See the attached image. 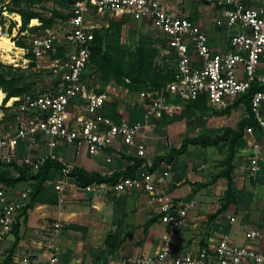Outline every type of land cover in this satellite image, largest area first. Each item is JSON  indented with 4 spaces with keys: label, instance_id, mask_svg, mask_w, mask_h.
<instances>
[{
    "label": "built area",
    "instance_id": "obj_1",
    "mask_svg": "<svg viewBox=\"0 0 264 264\" xmlns=\"http://www.w3.org/2000/svg\"><path fill=\"white\" fill-rule=\"evenodd\" d=\"M1 1L7 4L10 0ZM186 1L70 0L69 17L62 34L54 28H45L31 36L21 33L28 37L22 48L23 56L31 54L35 61L48 58L49 71L58 77L59 83L53 92L16 98L14 130L0 134V160L25 167L30 174L36 173L49 160L62 164L64 179L54 186L59 196L71 186L68 180L71 167L59 155L60 148H71L75 155L84 152L95 156L119 142L134 149L135 156L143 160L135 174L115 181H93L83 187L75 184L74 187L90 194L142 192L155 205L165 230L156 252L126 257L117 264H264V236L257 229L248 230L244 239L246 243H258L259 247L237 245L225 234L209 249L192 252L175 248V237L187 226L196 202L169 195L170 166L162 171L150 170L146 143L139 138L149 120L180 112L186 102L200 96L206 98L209 107L220 110L245 94L251 83L264 86V70L259 69L264 58V0H250L249 4L241 0H199L218 9L214 26L226 31L224 51L212 50L206 32L184 15ZM90 19L96 22L90 23ZM103 19L143 23L161 37L163 52L170 53L174 59L173 80L146 94L149 101L143 103L144 124L126 120L115 123L103 116L101 110L109 97L105 92L97 93L88 83L93 30L103 26ZM17 24L20 26V22ZM59 49L63 50V55L52 58ZM89 72L91 75L92 70ZM249 106L257 128L247 127L243 136L251 138L247 167L253 177L264 153V89L252 94ZM255 131L260 132V142L254 138ZM21 143L30 147L40 144L46 151L36 157L20 156L17 150ZM28 201L29 188L21 192L17 200L8 199L0 189V242L10 233L15 216L23 211ZM228 218L234 221L233 217ZM55 227L58 228V224ZM2 254L0 250V257ZM19 263L42 264L33 256H24ZM47 263L73 264L60 261L55 255Z\"/></svg>",
    "mask_w": 264,
    "mask_h": 264
},
{
    "label": "crops",
    "instance_id": "obj_2",
    "mask_svg": "<svg viewBox=\"0 0 264 264\" xmlns=\"http://www.w3.org/2000/svg\"><path fill=\"white\" fill-rule=\"evenodd\" d=\"M241 1L244 4L250 3V0ZM188 2L190 0H187L184 4L186 6L183 7L184 15L206 32L212 50L224 51L226 49V31L215 28L214 25L210 26L206 17L207 14L212 13L216 20L218 18V9L207 6L208 8H204V11L207 12L202 14V9L200 8L191 10L190 6L187 5ZM109 85H112V83ZM117 113L121 115L122 120H126L127 116L124 113L121 111ZM128 118L129 120L126 121H139L144 124V109L139 114L130 115L128 113ZM154 121L158 123L157 120ZM152 125L153 123L150 125L146 124L143 130L147 131ZM139 138L146 143L149 153L155 150L153 145L155 143H150L153 137L150 139L149 134L140 133ZM254 138L260 142V132L255 131ZM244 140L249 146L251 138L246 137ZM20 148L26 150V153L20 154ZM45 151V147L40 144L30 147L26 143H21L17 150L18 155L28 154L31 157H36ZM58 152L68 166L80 167L88 172H97L100 175H110L123 171L126 166L132 163L129 158L135 156L134 149L121 145L119 142H115L112 148L104 150L95 156L87 155L84 152L75 155L71 148H60ZM149 156L151 157L152 155L149 154ZM147 161L150 164L148 168L152 170L155 166L154 162L148 158ZM161 164L164 165L165 163L161 161ZM159 169L162 171L165 168L163 166L161 168L160 165ZM189 175L190 172L188 171L185 173L174 171L172 173L173 179L167 181L169 195L170 192H173L171 194L172 198L183 200L188 197L196 202L195 208L190 213L187 226L175 237V248L180 251L192 252L200 249H209L215 246L218 239L225 234L237 245L249 244L251 247H259L258 243H246L244 238L241 242H238L240 233H235L234 236H231L230 227L237 222V216L234 217L231 214H227L224 218L225 223H223L220 220L225 215L223 213L211 223H207V219H205V227L201 226V222H198L195 214L201 216L204 207L202 208V204L199 205L196 201L197 193L191 190V186L188 183H186L187 185L184 183L185 177L190 182L195 181ZM63 179L60 175L55 174L52 175L51 180L44 183V189L47 194L57 196V203H36L26 211V217H24L23 212L15 216L12 229L14 226L18 227L19 242L13 252L10 264H20L19 260L24 256L37 257L44 264L54 255L60 261L73 264H117L123 258L149 255L159 249L165 227L156 214L155 205L148 201L144 193L136 191L124 193L103 192L101 194L84 193L74 187L73 179L69 178L71 186L65 188L58 196L54 186ZM197 181L201 182L202 180L197 179ZM233 182V187L243 190V192L247 189L245 184L251 182L253 187H248V189L251 194L255 193L257 195L256 200H254L256 207L264 205V153L259 161V169L253 177L250 176L247 167L245 169V167L241 166L234 170ZM23 183L25 184L24 188L18 190L16 186L6 187L4 191L6 197L11 200H17L20 193L29 188L28 182ZM181 186L189 187L185 195H178L175 191ZM59 197L61 200H59ZM234 208L241 211L240 205L234 206ZM209 214H205L202 218H207ZM228 217H233L234 221L230 222ZM253 217H256V215L250 217V222L255 220ZM154 218L155 221L145 228L144 225ZM56 224H58V228L55 227ZM240 226L245 230V233L250 229L259 230L250 223H240ZM112 234L116 236L114 245L118 246L115 250H112L111 242L109 244L105 243L106 237ZM13 241L14 233L10 231L0 242V250L3 253V257L8 254Z\"/></svg>",
    "mask_w": 264,
    "mask_h": 264
},
{
    "label": "trees",
    "instance_id": "obj_3",
    "mask_svg": "<svg viewBox=\"0 0 264 264\" xmlns=\"http://www.w3.org/2000/svg\"><path fill=\"white\" fill-rule=\"evenodd\" d=\"M47 1L58 0H10L7 4L0 7V37L10 38L17 48H24L27 44L26 35L21 33L29 32L31 34H38L45 28H53L54 17L58 14L54 11L49 18H41L38 12L34 9L36 5H41ZM68 4L62 6L70 9V0H67ZM1 2V0H0ZM3 9V10H2ZM12 19L6 20L3 16V12ZM69 14H67V19ZM40 23L37 24V21ZM17 22H20L18 26ZM30 22V25H29ZM107 24L93 30L94 39L90 50L89 63L87 69L92 70L91 77L98 82V88L95 90L97 93L104 92L103 89L110 83H114L118 87H122L129 93L140 94L142 102L148 103L149 99L146 94L156 91L167 83L173 80L174 67L172 69L159 68L157 65V59L161 54V51L165 49L164 45L158 44L155 38L147 33H140L137 37V41L131 50H127L122 45V29L125 25V20L109 19ZM35 25V26H34ZM63 55V50L59 49L58 53L52 58L60 57ZM29 63L35 62L31 54L25 56ZM174 61V59H173ZM9 62L0 60V93L3 95L2 103L8 108H0L7 111L14 108V113L10 119L14 122V115L18 102L15 101L17 97H22L26 94H33L32 84L28 82L23 76L14 74L7 71ZM175 65V62H174ZM264 89V86H260L256 83H251L247 92L236 99H233L229 106L216 110L207 105L206 98L200 96L196 100L188 101L184 104L183 110L175 118L184 116L190 110L202 112L205 109L211 110L217 116H226L231 113V110L236 109L239 105L243 104L247 110V115L237 122L236 129L225 128L221 134L210 135L208 133H200L195 136L182 138L179 146L169 147L168 152L163 156H155L154 162L163 161L167 159L172 161L175 156L181 155L186 152L189 145L209 147L217 146L220 143L227 145V155L219 162L221 170L214 174L211 181L200 184L207 186L218 178L225 180V190L221 197L219 207L207 216L208 223L215 221V219L223 214L230 205L237 204V196L233 187V160L236 149L245 146V140L243 139L244 130L247 127L257 128V122L250 110V99L252 94L257 90ZM34 95V94H33ZM1 105V103H0ZM133 106H136L133 104ZM143 106V104H142ZM112 109L106 110V103L101 110V114L113 120L115 123H119L122 118L117 113L116 106H111ZM4 118L0 120V123L7 121L9 118L3 113ZM167 116H162L158 123H164ZM172 117V116H170ZM132 163L125 167L123 171L115 172L110 175H100L97 172H88L80 167H71L69 176L73 179L75 184L79 187H83L93 181H115L123 176H133L136 170L140 167L142 159L131 156L129 158ZM0 165L11 168L12 170L0 171V182L6 187L15 186L21 182L29 183V201L23 209V215L28 209L32 208L36 203L55 204L57 203V196L48 195L44 189V183L51 180L52 175L58 174L62 176L63 165L49 160L43 166H41L36 173L30 174L28 169L16 165L15 163L5 164L0 160ZM153 167V166H152ZM186 199H189L188 197ZM153 221L149 220L144 227L147 228ZM18 227L14 226L11 232L14 233V241L8 254L3 258L0 264H10L15 248L18 245ZM116 236L114 234L108 235L105 239V243L111 242L113 249L115 246ZM48 264V263H44Z\"/></svg>",
    "mask_w": 264,
    "mask_h": 264
},
{
    "label": "rangeland",
    "instance_id": "obj_4",
    "mask_svg": "<svg viewBox=\"0 0 264 264\" xmlns=\"http://www.w3.org/2000/svg\"><path fill=\"white\" fill-rule=\"evenodd\" d=\"M63 5H67V0H58L47 1L41 5H36L34 9L41 18H49L52 16L55 11L58 15L54 17L53 28L59 32L63 33L65 29V22L67 20L68 8H64ZM187 4V3H186ZM4 3L0 2V7L3 6ZM191 10L202 9V14L206 13L204 8H208V5L202 4L197 0H190L188 4ZM186 6V5H184ZM3 10V9H2ZM3 16L6 20V25L8 24V20L12 19L5 11L3 12ZM207 21H209L210 26H213L215 23L214 14H207ZM106 19L101 21V25L107 24ZM96 21L90 19V23H94ZM30 25V22H29ZM140 33H147L155 38L158 41V44L161 45V37L157 35L155 31L151 28L146 27L143 23L135 22V21H126L125 25L122 29V45L125 49L131 50L133 49L137 37ZM30 36L32 35L29 32ZM4 45L0 47V60L9 62L7 71L12 72L17 75L23 76L28 82L32 84L33 94H43L48 92H53L59 83V79L56 76L51 75L49 71V59L44 58L41 60H36L33 64L29 63L26 58V62H23L20 57H22V52L18 50V48L14 45V42L9 38H4ZM27 42V39H26ZM164 50V49H163ZM161 51L160 56L157 59V65L159 68H170L174 67V61L171 57L170 53ZM165 51V50H164ZM13 53L18 54L19 58H16ZM259 69L264 70V58L261 59L259 64ZM88 74V82L92 88L95 90L98 88V82L91 77L90 72L87 71ZM103 91L108 95L109 100L106 102V110L112 109L111 106H116V111H121L127 116L126 120H129L128 113L131 115L139 114L143 111V102L140 94L129 93L122 87L116 86L114 83L112 85L106 86ZM135 104L136 106H133ZM0 108H8L6 103L3 104L1 102ZM181 112V111H180ZM180 112L174 113L173 115L167 116L164 123H155L154 120H149L147 124L153 123L152 127L148 128L147 131L142 130L141 133L149 134L150 139L152 140L150 143L155 146V150L149 153L147 151V158L152 162L155 155L163 156L168 151L169 147H177L179 146L182 138L195 136L200 133H208L210 135L221 134L225 128L236 129L237 122L247 115V110L243 104L239 105L236 109L231 110V113L226 116H217L211 110L205 109L202 112H198L195 110H190L184 116L180 118H175V116L179 115ZM3 113L9 118L7 121L0 123V134L5 130L13 131L14 130V122L12 121L11 116L14 113V108L8 109L7 111L0 109V120L4 118ZM264 114V109H263ZM134 117V116H133ZM132 117V118H133ZM138 118V117H135ZM153 128V129H152ZM243 139H245L243 137ZM151 145V144H150ZM148 145V146H150ZM19 149V148H18ZM250 148L248 143L245 142V146H242L236 149L233 166L234 170L240 168L241 166L246 167L247 159L250 156ZM19 153H26V150L20 148ZM149 154L152 156L150 157ZM227 155V145L225 143H220L217 146H209V147H200V146H191L189 145L186 152L177 155L174 157L172 161H168L164 159V165L161 164V161L154 162L155 166L152 170L160 171V165L165 168V166H170V176L167 178V181H171L172 173L181 172L185 173L186 171L190 172V177L195 180L194 182H190L188 178L185 177L184 183H188L191 186V190H194L197 193L196 201L198 204H202V208L204 207V211L201 216L199 214H195L197 216L198 222H201V226L205 227L207 219L205 214L213 213L212 211L216 210L221 202V197L224 194L225 190V180L223 178H218L213 183L202 186L200 184L207 183L211 181L214 174L221 170L219 167V162L225 158ZM248 168V167H247ZM9 170L11 168L4 167L0 165V171ZM234 170H233V179H234ZM62 177V176H61ZM197 179H201L199 182ZM183 183V184H184ZM187 185V184H186ZM17 190L24 188L25 184L23 182L15 185ZM247 189L241 191L239 189L234 188V192L237 196V204L230 205L229 208L224 212V216L221 217V221L225 223L224 218L227 214H231L232 216L237 218V222L231 225V236H234L235 233H240V240L245 237V230L240 226V223H250L254 227L258 228L261 231V234L264 236V205H257L254 203L257 195L255 193H250L248 189L253 187L251 182H247L245 184ZM0 189L5 191L6 186L0 182ZM189 190L188 186H181L177 188L175 191L178 195H185ZM105 193V192H104ZM173 192H170V196ZM194 193V194H195ZM172 197V196H171ZM258 200V199H257ZM113 201V200H112ZM240 205L241 211H238L234 208V206ZM195 208V207H194ZM210 211V212H209ZM263 213V214H262ZM255 220L249 221L251 216ZM208 223V221H207ZM5 255V254H4ZM3 254L0 257V262L3 260Z\"/></svg>",
    "mask_w": 264,
    "mask_h": 264
},
{
    "label": "bare ground",
    "instance_id": "obj_5",
    "mask_svg": "<svg viewBox=\"0 0 264 264\" xmlns=\"http://www.w3.org/2000/svg\"><path fill=\"white\" fill-rule=\"evenodd\" d=\"M3 45H4V39L2 37H0V47H2ZM18 50L22 52V57H20V59L23 62H26V58H24V56H23V49L22 48H18ZM13 54H14V56L16 58H19L18 54H16V53H13ZM2 98H3V95L0 93V103L2 101Z\"/></svg>",
    "mask_w": 264,
    "mask_h": 264
}]
</instances>
